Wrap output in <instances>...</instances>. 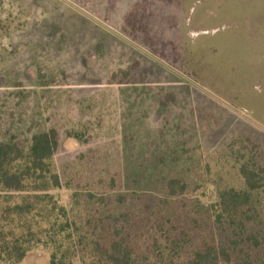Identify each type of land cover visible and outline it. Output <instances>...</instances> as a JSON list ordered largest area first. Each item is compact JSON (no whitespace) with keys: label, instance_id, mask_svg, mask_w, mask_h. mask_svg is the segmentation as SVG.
I'll return each mask as SVG.
<instances>
[{"label":"rangeland","instance_id":"374dc122","mask_svg":"<svg viewBox=\"0 0 264 264\" xmlns=\"http://www.w3.org/2000/svg\"><path fill=\"white\" fill-rule=\"evenodd\" d=\"M257 1L0 0V144L28 152L54 130L73 189L54 195L134 264L231 243L236 262L264 264V19L223 17ZM242 166L261 188L221 224L218 194L247 190ZM174 179L186 190L171 197Z\"/></svg>","mask_w":264,"mask_h":264},{"label":"trees","instance_id":"16d2710c","mask_svg":"<svg viewBox=\"0 0 264 264\" xmlns=\"http://www.w3.org/2000/svg\"><path fill=\"white\" fill-rule=\"evenodd\" d=\"M68 138L78 140V136ZM58 149L54 130L34 135L28 152L13 142L0 144V264H21L37 247L50 249L49 264H85V255L79 254L87 250L89 264H134L133 251L124 239L115 236L107 241L96 234L90 238L54 195L59 190H73L71 182L62 179L55 169L53 160ZM241 174L246 191L218 194L219 223L227 219L234 224L245 214L251 193L261 188L246 166H242ZM167 190L175 197L185 192L186 185L170 180ZM239 223L243 227V222ZM244 242L259 244L253 235L246 236ZM232 244L208 245L188 264H242L232 258Z\"/></svg>","mask_w":264,"mask_h":264},{"label":"crops","instance_id":"0c3cea01","mask_svg":"<svg viewBox=\"0 0 264 264\" xmlns=\"http://www.w3.org/2000/svg\"><path fill=\"white\" fill-rule=\"evenodd\" d=\"M254 6L255 8L252 7V9H255L256 11L241 12V13L240 12L235 13L236 11H229L227 12V14L223 15V17L225 18H245V19H250V18L264 19V2L259 3V1H257L255 2Z\"/></svg>","mask_w":264,"mask_h":264}]
</instances>
